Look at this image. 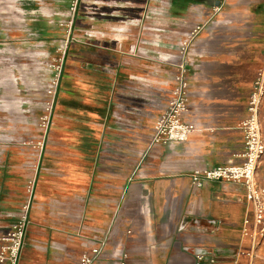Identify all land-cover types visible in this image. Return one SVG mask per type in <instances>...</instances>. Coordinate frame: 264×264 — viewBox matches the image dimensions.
Segmentation results:
<instances>
[{
	"label": "crops",
	"instance_id": "obj_1",
	"mask_svg": "<svg viewBox=\"0 0 264 264\" xmlns=\"http://www.w3.org/2000/svg\"><path fill=\"white\" fill-rule=\"evenodd\" d=\"M14 2L45 36L42 22L59 26L71 0ZM11 24L12 0H0V52L8 46L9 57ZM198 27L185 115L198 129L185 142L151 147L183 41ZM74 37L70 55L89 81L60 89L65 114L42 152L0 133V235L21 216L38 163L20 264H80L103 243L93 264H199L196 248L214 253L210 264H264V245L253 263L237 254L251 247L245 187H198L191 177L244 161L240 126L264 63V0H222L218 11L197 0H80ZM261 118L264 134V108Z\"/></svg>",
	"mask_w": 264,
	"mask_h": 264
},
{
	"label": "built area",
	"instance_id": "obj_2",
	"mask_svg": "<svg viewBox=\"0 0 264 264\" xmlns=\"http://www.w3.org/2000/svg\"><path fill=\"white\" fill-rule=\"evenodd\" d=\"M80 0H71L69 5V17L60 22L66 28V35L58 51L61 54L60 63L56 65V77L49 87V94L53 102H49L47 113L41 119L40 126L44 131L43 139L37 146L41 152L45 147L47 132L51 123L53 106L56 101L63 65L68 53L70 43L75 40L74 26L78 15ZM218 11L220 6H215ZM200 31L195 29L183 41V57L178 64L176 84L166 110L159 116L154 126V136L151 147L157 144H170L173 142H185L198 129L193 122L185 120V115L190 109L189 103V51L192 43ZM264 108V63L259 69L254 81L253 89L248 102V115L242 121L240 128L245 137V150L242 154L244 161L241 164L220 165L214 168L195 169L191 173L192 181L198 187H202L206 181H222L242 184L246 190V199L252 206L250 214L245 219L243 233L251 240V247L247 250L239 249L238 255H246L253 263L258 257V252L264 245V134L261 111ZM40 152V153H41ZM41 157V154L40 156ZM40 159V158H39ZM28 181L27 192L29 194L23 205L21 216L14 221L10 231L0 235V264H20L22 251L25 247L27 233L30 224V209L36 189L37 169ZM196 223H200L196 220ZM210 224L217 221L210 220ZM184 227V226H183ZM102 246L93 247L85 252L80 264H93L103 252ZM199 264H210L215 261L213 252L206 248L194 249ZM127 254H124V258ZM125 264V260L122 261Z\"/></svg>",
	"mask_w": 264,
	"mask_h": 264
},
{
	"label": "rangeland",
	"instance_id": "obj_3",
	"mask_svg": "<svg viewBox=\"0 0 264 264\" xmlns=\"http://www.w3.org/2000/svg\"><path fill=\"white\" fill-rule=\"evenodd\" d=\"M24 18L26 16L15 10V2L12 0L11 57L8 56V46L1 45L0 52V133L14 136L16 144L27 142L26 145L34 147L39 140L37 136L45 134L40 123L48 112V103L53 102L48 91L56 77L55 67L60 63V39L63 41L67 31L61 25L50 26L42 22L46 26L45 36H42L38 25L24 21ZM74 42L75 40L70 43L63 65L46 141L57 126L58 117L65 114L60 89L66 87L67 82L76 84L89 81L88 74H80V70L76 68L77 65L85 66L84 62L75 61L73 55H70L75 48ZM3 139L4 137L2 142ZM28 196L25 189V201ZM30 226L31 221L29 229Z\"/></svg>",
	"mask_w": 264,
	"mask_h": 264
},
{
	"label": "water",
	"instance_id": "obj_4",
	"mask_svg": "<svg viewBox=\"0 0 264 264\" xmlns=\"http://www.w3.org/2000/svg\"><path fill=\"white\" fill-rule=\"evenodd\" d=\"M197 1L204 2L211 6H220L222 3V0H197Z\"/></svg>",
	"mask_w": 264,
	"mask_h": 264
}]
</instances>
